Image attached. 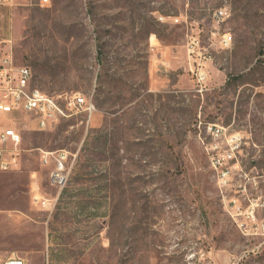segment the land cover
<instances>
[{"label":"rangeland","instance_id":"rangeland-1","mask_svg":"<svg viewBox=\"0 0 264 264\" xmlns=\"http://www.w3.org/2000/svg\"><path fill=\"white\" fill-rule=\"evenodd\" d=\"M193 35L211 57L202 92ZM6 53L40 89L81 93L96 110L88 124L70 111L44 129L8 115L22 161L0 171V253L28 264L46 254L49 264H264V0H0ZM40 148L76 153L52 209L32 199V181L55 193Z\"/></svg>","mask_w":264,"mask_h":264},{"label":"built area","instance_id":"built-area-1","mask_svg":"<svg viewBox=\"0 0 264 264\" xmlns=\"http://www.w3.org/2000/svg\"><path fill=\"white\" fill-rule=\"evenodd\" d=\"M4 1L10 3L12 0ZM226 14L227 10L224 7L214 12V16L220 19H223ZM220 41L227 46L230 38L223 34ZM187 54L190 58L189 69L198 86L197 91L202 92L206 88L208 76L206 64L211 57L206 47L200 43L199 37L194 35L187 42ZM95 110L96 107L91 97L81 93L53 95L40 89L33 84V71L29 65L17 64L11 54H4L0 57V171L17 170L22 161L21 133L13 124L14 117L8 115L22 114L37 128L44 129L68 116L70 111H82L85 122L88 124ZM39 152L40 163L47 170L48 184L55 189V193L51 197L44 196L40 183L32 181V199L52 209L70 178L76 153L65 148L53 150L40 148ZM217 165H221L219 160H217ZM214 167L217 168L215 164ZM217 171L218 179L224 184L228 169L221 166ZM0 264L28 263L18 255L0 253ZM42 264H49L47 254Z\"/></svg>","mask_w":264,"mask_h":264}]
</instances>
